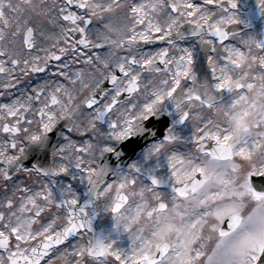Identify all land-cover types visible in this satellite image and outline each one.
I'll use <instances>...</instances> for the list:
<instances>
[{
	"label": "snow or ice",
	"instance_id": "snow-or-ice-1",
	"mask_svg": "<svg viewBox=\"0 0 264 264\" xmlns=\"http://www.w3.org/2000/svg\"><path fill=\"white\" fill-rule=\"evenodd\" d=\"M242 9V0H0V73L9 74L0 88L15 87L12 71L53 61L67 81L0 104V264H264V183H254L264 180V38L239 27L256 16L264 25V0ZM185 24L217 54L207 56L211 79L176 43ZM53 28L57 42L38 48ZM237 36L241 46L226 43ZM156 41L170 47L143 50ZM49 149L50 164H23ZM127 151L136 159L125 170ZM15 174L39 187H10ZM62 177L87 182L83 203ZM102 212L111 231L94 227ZM122 232L130 251L115 247Z\"/></svg>",
	"mask_w": 264,
	"mask_h": 264
},
{
	"label": "flooded vegetation",
	"instance_id": "flooded-vegetation-1",
	"mask_svg": "<svg viewBox=\"0 0 264 264\" xmlns=\"http://www.w3.org/2000/svg\"><path fill=\"white\" fill-rule=\"evenodd\" d=\"M13 2H19V0H13ZM35 2H39V0H35ZM59 33V29H52V32L50 33L49 37L47 39L42 38V37H38V48L39 47H49L51 44L56 43V35ZM165 47H170L168 45L165 46H155L153 43L152 44H148V45H144L143 46V50L144 51H150V52H155L157 50H159L160 48H165ZM37 50H33L34 54ZM96 51V50H93ZM25 54H27L25 52ZM41 55H43V53H40ZM56 63L55 61H53L52 63H50V65L48 66V68L43 71V72H31L29 71L28 75H24L19 69H16L15 71L11 72L12 76H15L18 78V80H13L12 83L15 85V87L13 88H9V89H3L0 88V92L5 93L4 95H0V104L3 103H11L13 100L19 98L21 100L25 99L29 94H31L33 92V89H35L38 85H43L46 81L47 82H51L53 79H60L62 82L67 83V81H63L62 77H54L53 73L56 71ZM6 68L10 69L11 65L6 64L5 65ZM21 67H23V65H21ZM73 72L80 68L83 67V65L81 64H74L73 66ZM147 75V74H145ZM8 72L5 73H0V83L6 82V80L8 79ZM108 88H111V84H107L104 85ZM102 127L106 128V125H103ZM64 131L67 133V130L64 129ZM194 131V128L191 126V124L184 129L183 135L188 136L190 135L191 132ZM4 134L0 133V137H2ZM51 135V140L50 143L55 145L57 144V141L60 140L61 138L58 136V134L56 133H52ZM71 137L73 140H80L81 137L75 133L72 132ZM176 147L179 149V151H181V144H177ZM37 160H39L41 163L44 164H50L52 157H51V150L49 149L48 152H44V153H36L34 151H30L27 158L23 160V164L25 165V167L31 168L33 166V164H35L37 162ZM72 171H77L76 169H72ZM165 171H167V169H165ZM164 171V172H165ZM38 177L33 176L32 179H29L27 177L26 174H15L13 177V181L10 182V187L12 183H19L20 180H23L25 183H27L30 187L33 188H38L39 185L34 183L33 181L38 180ZM62 179L64 180L65 183H73L74 186H80V188H82L84 185L87 184V182H83V183H79L76 181H71L70 177H62ZM9 195H11V192L8 193ZM4 195V189L2 187H0V198H2ZM19 196V193H17V197ZM80 196L82 197V194H80ZM112 225H113V221H112V217L110 213H104L102 212L101 215L99 217L96 218L95 220V228L97 230V232H99L101 229H104L106 232L107 231H111L112 230ZM79 237H76L73 239V243L76 242V240H78ZM133 246V240L131 238V235L128 232H122V234L117 237V244L115 245V247H120L122 249L125 250H131ZM61 249L64 246H60ZM6 255V254H5ZM70 259V258H69ZM111 260V258H109ZM54 264H62L61 260H56L54 261Z\"/></svg>",
	"mask_w": 264,
	"mask_h": 264
},
{
	"label": "rangeland",
	"instance_id": "rangeland-1",
	"mask_svg": "<svg viewBox=\"0 0 264 264\" xmlns=\"http://www.w3.org/2000/svg\"><path fill=\"white\" fill-rule=\"evenodd\" d=\"M137 2H139V0ZM197 2H198V0H197ZM199 2H200V0H199ZM262 29H264V25H262L261 22H260V23H258V24H256L254 26V29L252 31L245 32L242 35H252L255 38V34L257 32H264V31H262ZM239 39H240V36L236 37L232 44H237V46H241V45H239ZM197 42L199 43V38H190V39L188 38V39L181 40V42L179 44H177V45L179 47H181V48H183V47L192 48L195 51L196 48H197V45H196ZM221 50L222 49H220V51ZM170 51L175 52L177 50L176 49H170Z\"/></svg>",
	"mask_w": 264,
	"mask_h": 264
},
{
	"label": "water",
	"instance_id": "water-1",
	"mask_svg": "<svg viewBox=\"0 0 264 264\" xmlns=\"http://www.w3.org/2000/svg\"><path fill=\"white\" fill-rule=\"evenodd\" d=\"M245 12H247V10H245ZM229 27H232V26H229ZM240 28H242V29H245V27L243 26V25H241V26H239ZM261 39V38H260ZM205 59H206V55H204L203 56V61H205ZM260 178H258V177H256L255 178V180H254V183L257 185V186H259L260 184V182L259 181H261V180H259Z\"/></svg>",
	"mask_w": 264,
	"mask_h": 264
}]
</instances>
